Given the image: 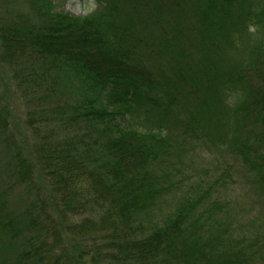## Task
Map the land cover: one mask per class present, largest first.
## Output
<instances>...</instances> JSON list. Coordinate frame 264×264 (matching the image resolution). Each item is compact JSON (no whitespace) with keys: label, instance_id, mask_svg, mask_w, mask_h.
Returning a JSON list of instances; mask_svg holds the SVG:
<instances>
[{"label":"trees","instance_id":"1","mask_svg":"<svg viewBox=\"0 0 264 264\" xmlns=\"http://www.w3.org/2000/svg\"><path fill=\"white\" fill-rule=\"evenodd\" d=\"M145 1L94 0L96 7L89 15L71 17L50 13L49 2L40 0L35 16L38 21L26 15L0 13V63L9 69L26 96L34 99L29 104L42 109L37 110L45 124L54 123L69 135L81 134L56 139L55 143L49 141V136L40 137L34 167L56 195L61 216L69 213L89 217L75 227L76 233L86 241L100 238L105 257L111 259L123 258L132 264H193L189 241L192 230L186 224L185 208L178 207L148 235L138 234L142 217L149 215L166 190L164 159L173 131H181L185 137L201 125L196 116L189 123L171 124L170 103L162 107L154 99L159 93L157 83L139 57L142 46L150 48L139 28L144 22L140 12L144 9L145 19L156 25L166 9L180 7L184 0H154L149 9ZM198 1L199 31L208 36L207 32L224 31L219 23L229 19L223 13L227 8L237 4L243 10L230 18L233 26L225 36L236 45L237 35L248 27L255 28L251 34L254 39H248L246 50L247 63L253 62L264 44V0ZM245 67L242 64L234 72L236 76L219 88L224 101L232 99L224 144L255 168L258 163L247 157V145L241 144L236 133L250 111L264 132V80L261 86L247 83L241 74ZM178 79L188 88L181 73ZM72 94L77 102L67 99ZM5 115L6 110L0 109V130L7 127ZM84 134H90L92 146ZM15 157L16 177L29 183L32 158ZM258 160L257 183L264 194V153L257 156ZM17 221L0 204V233H7L10 242L16 241L13 264H48L50 249L42 251L40 243L44 244L49 235L57 239L54 231L47 228L40 241L29 237L21 242ZM79 251L76 257L84 252ZM52 264H58L57 260Z\"/></svg>","mask_w":264,"mask_h":264},{"label":"rangeland","instance_id":"2","mask_svg":"<svg viewBox=\"0 0 264 264\" xmlns=\"http://www.w3.org/2000/svg\"><path fill=\"white\" fill-rule=\"evenodd\" d=\"M47 2L50 13L71 17H85L96 7L94 0ZM152 3L154 0L145 1L148 9ZM39 4L40 0H0V13L26 15L38 21L35 16ZM199 9L198 0H184L180 7L166 9L156 25L148 23L144 9L140 12L144 25L139 28L150 48L146 44L140 48L139 61L154 75L159 90L154 99L162 107L170 103L171 124L189 123L196 116L201 125L187 132L185 137L181 131H173L168 156L164 159L166 190L149 215L142 217L138 234L148 235L156 226L163 225L178 207H183L187 210L186 224L192 230L189 241L193 264H264V194L257 183L260 161H256L257 156L264 153L263 127L250 111L236 133L241 144L247 145V150L244 149L247 157L258 163L251 168L243 156L235 155L224 144L229 131L227 109L232 99L224 101L219 89L222 82L236 76L234 72L242 64L246 66L241 73L246 82L261 86L264 44L260 45L259 56L248 64L247 44L255 28L248 27L237 35V46L226 37L233 26L230 18L242 14L243 10L237 4L225 12L222 10L229 18L219 23L225 27L224 31L207 32L209 37L199 31ZM180 73L188 88L178 83ZM11 76L9 69L0 63V109L7 112V127L0 130V204L5 213L18 220V238L21 242L29 237L40 241L44 229L53 230L57 239L49 235L44 244L40 243L42 251L50 249L48 264L55 260L58 264H132L123 258L105 257L107 252L100 238L86 241L76 233L75 227L89 218L86 214L61 216L58 213L56 195L47 181L35 172V153H39L42 136H49V141L55 143L56 139L71 135L73 138L78 134L69 135L54 123L45 124L37 110L39 106L29 104L34 99L26 96ZM67 99L70 103L78 100L73 94ZM213 112L218 113L217 116ZM84 135L91 145L90 134ZM260 148L262 150L257 152ZM15 156L32 158L29 183L16 177ZM8 237L7 233H0V264L14 262L16 241L10 242ZM17 242L19 248L22 247L21 242ZM78 246L84 252L76 257L80 252Z\"/></svg>","mask_w":264,"mask_h":264}]
</instances>
